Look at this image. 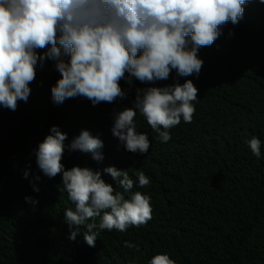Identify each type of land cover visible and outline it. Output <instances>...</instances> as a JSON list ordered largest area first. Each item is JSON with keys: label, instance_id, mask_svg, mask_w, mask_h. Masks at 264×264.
<instances>
[{"label": "trees", "instance_id": "trees-1", "mask_svg": "<svg viewBox=\"0 0 264 264\" xmlns=\"http://www.w3.org/2000/svg\"><path fill=\"white\" fill-rule=\"evenodd\" d=\"M244 9L239 23L228 22L213 45L199 49L198 76L173 70L167 80H121L126 97L113 103L94 106L81 96L54 103L51 88L60 73L54 60L38 62L27 102L19 101L15 111L0 106V264H149L163 253L176 264H264V2L247 0ZM189 79L198 88L192 122L181 118L162 142L137 112L136 131L148 135L150 148L146 154L127 151L111 131L115 114L134 107L137 89ZM52 126L67 133L65 170L101 171L122 193L103 169L127 170L134 186L125 197L137 191L150 196L152 219L125 232L97 228L95 247L84 241V226L69 239L64 212L75 205L62 174L49 178L36 163ZM82 130L103 141L101 162L70 149ZM252 137L261 141L259 158L248 144ZM138 171L148 186H139ZM94 219L98 225L101 217ZM126 241L136 247H125Z\"/></svg>", "mask_w": 264, "mask_h": 264}, {"label": "clouds", "instance_id": "clouds-1", "mask_svg": "<svg viewBox=\"0 0 264 264\" xmlns=\"http://www.w3.org/2000/svg\"><path fill=\"white\" fill-rule=\"evenodd\" d=\"M264 2V0H261ZM247 0H0V106L15 111L19 101L27 102L29 85L36 78L38 62L55 61L60 78L51 88L54 103L85 97L95 106L126 97L120 81L130 85L167 80L175 70L179 77L199 75L203 60L198 57L222 35V27L243 18ZM47 49L43 54L37 50ZM127 74V75H126ZM198 88L192 80L165 87L137 89L134 107L114 116L111 129L127 151L146 154L150 141L136 131L137 112L158 132L162 142L171 139L169 129L181 118L191 123ZM161 128L164 130L161 131ZM67 133L52 126L36 151L38 168L49 178L62 174V184L75 208L66 209L65 220L75 240L84 226L83 239L95 247L96 230L125 232L152 219L151 197L129 192L134 181L127 170L103 169L124 192L102 178L101 171L74 166L65 170L61 162ZM248 144L257 158L261 141ZM103 141L82 130L70 145L73 151L90 153L103 160ZM140 187L150 184L143 171L136 173ZM28 173L25 172V178ZM38 180L39 177H36ZM34 191H39L34 188ZM26 201L36 203L31 197ZM96 217H101L99 224ZM92 221V222H89ZM127 248L136 247L126 241ZM139 250V249H137ZM149 264H176L167 253L154 255Z\"/></svg>", "mask_w": 264, "mask_h": 264}]
</instances>
